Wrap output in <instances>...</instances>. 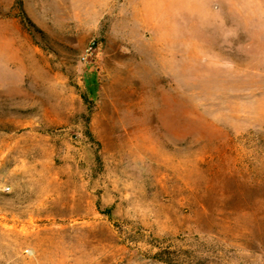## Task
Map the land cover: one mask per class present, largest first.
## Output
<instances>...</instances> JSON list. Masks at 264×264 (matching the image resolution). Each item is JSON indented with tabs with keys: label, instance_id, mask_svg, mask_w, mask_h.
Returning <instances> with one entry per match:
<instances>
[{
	"label": "rangeland",
	"instance_id": "1",
	"mask_svg": "<svg viewBox=\"0 0 264 264\" xmlns=\"http://www.w3.org/2000/svg\"><path fill=\"white\" fill-rule=\"evenodd\" d=\"M157 252L264 264V0H0V264Z\"/></svg>",
	"mask_w": 264,
	"mask_h": 264
},
{
	"label": "built area",
	"instance_id": "2",
	"mask_svg": "<svg viewBox=\"0 0 264 264\" xmlns=\"http://www.w3.org/2000/svg\"><path fill=\"white\" fill-rule=\"evenodd\" d=\"M93 45H94V42H91L90 44H89V46L85 49V52L83 53V55H82V60H86L87 59V57H89L91 54H92V50H93Z\"/></svg>",
	"mask_w": 264,
	"mask_h": 264
},
{
	"label": "trees",
	"instance_id": "3",
	"mask_svg": "<svg viewBox=\"0 0 264 264\" xmlns=\"http://www.w3.org/2000/svg\"><path fill=\"white\" fill-rule=\"evenodd\" d=\"M154 256H155L157 259H159V260H164V259L161 257V253H160V252L155 253ZM164 261L167 262L168 264H178V263H176V262H174V261H170V259H169V260H168V259H165Z\"/></svg>",
	"mask_w": 264,
	"mask_h": 264
},
{
	"label": "bare ground",
	"instance_id": "4",
	"mask_svg": "<svg viewBox=\"0 0 264 264\" xmlns=\"http://www.w3.org/2000/svg\"><path fill=\"white\" fill-rule=\"evenodd\" d=\"M8 252V251H7Z\"/></svg>",
	"mask_w": 264,
	"mask_h": 264
}]
</instances>
